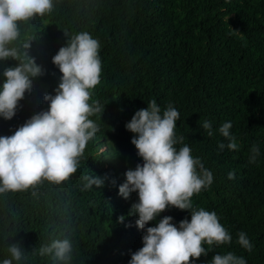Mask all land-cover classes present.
Instances as JSON below:
<instances>
[{
	"label": "trees",
	"instance_id": "16d2710c",
	"mask_svg": "<svg viewBox=\"0 0 264 264\" xmlns=\"http://www.w3.org/2000/svg\"><path fill=\"white\" fill-rule=\"evenodd\" d=\"M53 5L51 13L19 22L20 35L8 45L22 54L30 41L28 55L44 75L33 78L12 119L0 117V137L12 136L49 109L44 96L56 94L62 76L52 58L82 31L101 45L100 83L90 90L89 103L105 108L90 117L99 131L69 180L0 194V264L11 259L8 246L17 241L25 258L13 264H60L38 250L64 238L73 244L70 264H129L143 247L145 231L136 226L138 215H129L138 193L125 199L119 186L143 159L131 143L136 134L125 126L152 99L161 114L169 104L179 111L174 131L183 139L175 147L188 145L213 174V183L191 198L193 208L214 211L232 236L230 244L211 246L195 264H211L214 255L228 252L247 264H264V0H53ZM17 63L0 61V86L4 69ZM204 121L211 122L212 136ZM225 122L232 124L236 150L218 148L228 143L219 132ZM254 144L259 155L249 163ZM85 175L102 178L103 186L84 189ZM164 216L177 227L191 220L190 210L169 206L146 227ZM241 231L251 252L237 243Z\"/></svg>",
	"mask_w": 264,
	"mask_h": 264
},
{
	"label": "clouds",
	"instance_id": "9594fccd",
	"mask_svg": "<svg viewBox=\"0 0 264 264\" xmlns=\"http://www.w3.org/2000/svg\"><path fill=\"white\" fill-rule=\"evenodd\" d=\"M53 7V0H0V61L18 62L3 72L6 79L0 86V117L5 120L14 117L18 102L26 92H31L33 78L44 75L42 67L28 55L30 41L23 45L22 54L8 45L20 35L19 22L43 17ZM100 48L97 39L82 31L68 38L67 45L52 58L62 76L56 94L44 96L49 109L33 115L12 136L0 137V194L27 191L43 181L59 185L77 172L79 158L99 131L90 117L103 113L105 108L99 101L89 103L90 90L100 83ZM179 118V111L171 104L161 114L160 106L152 99L126 123V129L136 134L131 143L143 165L137 164L135 170L126 171V182L119 186V195L127 199L130 193H138V202L132 204L129 215H138L136 226L145 231L143 247L132 253L129 264H195V260L211 251V246L232 241L214 211L193 208L191 198L213 183V174L199 158H193L188 145L179 150L175 147L183 139L177 138L174 131ZM202 127L208 136L213 135L210 121H204ZM231 127V122H225L219 128L228 141L218 145L221 151L238 148ZM250 152L249 163H255L258 146L254 144ZM234 178L235 172L230 171L228 179ZM83 179L84 189L104 184L97 176L85 175ZM169 206L190 210L191 220L186 218L177 227L171 216H164L157 226L146 227ZM118 219L123 222L125 217ZM237 243L251 252L253 246L245 232L238 233ZM72 251L73 244L68 238L53 239L38 250L41 257L50 256L60 264H70ZM8 252L11 259H4L3 264L25 258L19 241L11 243ZM211 264L247 262L244 257L228 252L214 255Z\"/></svg>",
	"mask_w": 264,
	"mask_h": 264
}]
</instances>
